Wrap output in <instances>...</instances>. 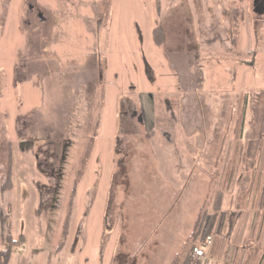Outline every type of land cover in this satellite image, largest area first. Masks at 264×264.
<instances>
[{"label": "rangeland", "instance_id": "obj_1", "mask_svg": "<svg viewBox=\"0 0 264 264\" xmlns=\"http://www.w3.org/2000/svg\"><path fill=\"white\" fill-rule=\"evenodd\" d=\"M242 58L261 88L229 95ZM261 135L264 0H0V248L24 235L9 264H180L192 232L213 239L219 186L264 202V161L221 178L196 142Z\"/></svg>", "mask_w": 264, "mask_h": 264}, {"label": "crops", "instance_id": "obj_2", "mask_svg": "<svg viewBox=\"0 0 264 264\" xmlns=\"http://www.w3.org/2000/svg\"><path fill=\"white\" fill-rule=\"evenodd\" d=\"M249 52L251 54L254 51L248 49ZM230 60H227L228 64L232 62ZM234 62L236 66L235 75L232 77L233 84L222 85L224 91L229 95L233 93V96H239L245 87L242 88L244 84L254 93L260 89L261 87L258 88L254 81L256 75H254L255 68L253 66H256V58L255 60L242 58ZM252 71L253 73H251ZM236 78L239 80L237 85L234 84ZM249 108L252 114L256 111L255 108ZM234 109V107L232 109L230 107L229 112H236ZM221 121L224 122L225 119L223 118ZM224 127L222 125V128ZM173 139V144L182 140L178 136ZM245 143H247V147L243 152L242 146ZM196 144L201 145L199 150L201 158L199 159L209 162L210 171L221 178H235L242 171L240 163L242 159L255 162L264 161V136L262 135L250 139H241L240 136H232V138L223 136L216 140L201 139ZM196 153V150H193V154ZM254 167L251 170L256 171ZM201 168L205 169L204 166ZM249 169L250 167H248ZM217 191L220 196L219 202L215 206L214 204L210 206V209H215L218 212L216 231L211 244L203 247L208 259L207 264H264V202L254 199L239 204L235 200L236 195L240 193L239 186L224 184L219 186Z\"/></svg>", "mask_w": 264, "mask_h": 264}, {"label": "trees", "instance_id": "obj_3", "mask_svg": "<svg viewBox=\"0 0 264 264\" xmlns=\"http://www.w3.org/2000/svg\"><path fill=\"white\" fill-rule=\"evenodd\" d=\"M134 27H135V33L137 34L138 38L141 39V37H142L141 30H140V28L136 22H134ZM151 39H152V42L155 46H160L163 42V30L157 22H155L154 26L151 29ZM95 137H96V133H95L94 137H92V138H95ZM6 181H7L6 184H4V186L2 188H5V187L10 188L11 187V171H10V169H8ZM74 190H75V188H74ZM213 215L214 216L211 219V223L209 224V226H210L209 227V233H211L213 230V225L215 223L216 216H217L216 214H213ZM68 219H69V217L67 215V217L65 218V221H64V229H63L64 233H66V230H67ZM207 223L208 222H206V225H207ZM201 230H202V228L200 229L199 233H198V230L192 232L191 236H192L193 240H192L191 246L189 247V250H187V252L185 253V256L182 258L180 264H192V260L190 258L191 250L197 244L199 234H201V232H202L204 235V232H206V226L202 231ZM213 234H215V233H213ZM23 242H24L23 233H19L18 236L15 238L11 236V233H8L6 235V238H5L4 246L2 248H0V264H8L10 257H11V254L14 252L15 248L20 247L23 244ZM198 244H200L203 247L206 246V244L202 241H199ZM174 261H177V259L175 258ZM172 264H174V263H172Z\"/></svg>", "mask_w": 264, "mask_h": 264}, {"label": "built area", "instance_id": "obj_4", "mask_svg": "<svg viewBox=\"0 0 264 264\" xmlns=\"http://www.w3.org/2000/svg\"><path fill=\"white\" fill-rule=\"evenodd\" d=\"M200 241L204 242L206 245L211 244L212 236L210 234H206L199 239ZM191 257L193 260L198 262V264H207V258L205 256V250L203 246L200 244H196L191 250Z\"/></svg>", "mask_w": 264, "mask_h": 264}, {"label": "flooded vegetation", "instance_id": "obj_5", "mask_svg": "<svg viewBox=\"0 0 264 264\" xmlns=\"http://www.w3.org/2000/svg\"><path fill=\"white\" fill-rule=\"evenodd\" d=\"M29 9H30V11L32 10V6L30 4H29ZM38 15H40V13Z\"/></svg>", "mask_w": 264, "mask_h": 264}]
</instances>
